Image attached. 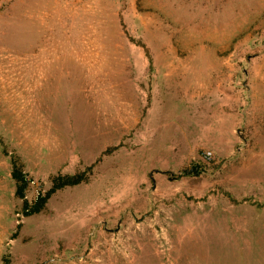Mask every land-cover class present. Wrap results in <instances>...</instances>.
<instances>
[{"label": "rangeland", "instance_id": "374dc122", "mask_svg": "<svg viewBox=\"0 0 264 264\" xmlns=\"http://www.w3.org/2000/svg\"><path fill=\"white\" fill-rule=\"evenodd\" d=\"M13 157L29 205L92 174L24 216ZM0 231V264H264V0H0Z\"/></svg>", "mask_w": 264, "mask_h": 264}, {"label": "trees", "instance_id": "16d2710c", "mask_svg": "<svg viewBox=\"0 0 264 264\" xmlns=\"http://www.w3.org/2000/svg\"><path fill=\"white\" fill-rule=\"evenodd\" d=\"M146 53L148 55L147 51ZM11 166H12L11 176L16 182L15 195L23 199L24 216L41 211L45 207L48 199L56 190L65 186H71L81 182H87L89 180L90 175L92 174V168H93V166L91 165L85 167L83 170H80L74 174L60 173L53 176L51 180L52 184L50 188L47 191H45L44 194L39 193L34 203L32 205H29L28 200L25 198V190L29 184L27 175L23 171L22 165L19 164L16 157L11 158ZM19 226L20 223H18V227ZM14 235L15 234H13V236Z\"/></svg>", "mask_w": 264, "mask_h": 264}, {"label": "crops", "instance_id": "0c3cea01", "mask_svg": "<svg viewBox=\"0 0 264 264\" xmlns=\"http://www.w3.org/2000/svg\"><path fill=\"white\" fill-rule=\"evenodd\" d=\"M15 226H16V222L14 221L13 222V227H15ZM0 233H1V231H0ZM9 240H11V239H9ZM9 259H10V264H15L10 257H9Z\"/></svg>", "mask_w": 264, "mask_h": 264}, {"label": "built area", "instance_id": "2783aa9c", "mask_svg": "<svg viewBox=\"0 0 264 264\" xmlns=\"http://www.w3.org/2000/svg\"><path fill=\"white\" fill-rule=\"evenodd\" d=\"M28 180H29V184H33L34 183V181L32 180V179H30V178H28ZM39 195V192L37 191V196ZM37 196H36V198H37ZM36 200V199H35Z\"/></svg>", "mask_w": 264, "mask_h": 264}]
</instances>
